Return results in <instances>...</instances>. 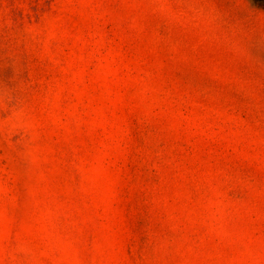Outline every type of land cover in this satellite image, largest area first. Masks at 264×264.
Listing matches in <instances>:
<instances>
[{
	"label": "rangeland",
	"instance_id": "obj_1",
	"mask_svg": "<svg viewBox=\"0 0 264 264\" xmlns=\"http://www.w3.org/2000/svg\"><path fill=\"white\" fill-rule=\"evenodd\" d=\"M0 264H264V0H0Z\"/></svg>",
	"mask_w": 264,
	"mask_h": 264
}]
</instances>
